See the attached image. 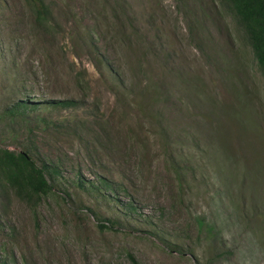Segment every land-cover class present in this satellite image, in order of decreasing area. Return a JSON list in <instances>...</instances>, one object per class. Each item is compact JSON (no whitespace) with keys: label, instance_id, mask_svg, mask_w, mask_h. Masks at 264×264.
I'll return each instance as SVG.
<instances>
[{"label":"rangeland","instance_id":"obj_1","mask_svg":"<svg viewBox=\"0 0 264 264\" xmlns=\"http://www.w3.org/2000/svg\"><path fill=\"white\" fill-rule=\"evenodd\" d=\"M46 4L42 26L0 0V149L51 187L36 208L0 189V263L264 264V78L234 19L218 0Z\"/></svg>","mask_w":264,"mask_h":264},{"label":"trees","instance_id":"obj_2","mask_svg":"<svg viewBox=\"0 0 264 264\" xmlns=\"http://www.w3.org/2000/svg\"><path fill=\"white\" fill-rule=\"evenodd\" d=\"M23 1L30 8L36 23L48 26L52 22V10L51 6L46 4L47 0ZM218 2L234 19L252 52L260 75L264 78V0H218ZM60 105L68 107L72 104L62 102ZM25 106L24 103H17L8 114L12 115L17 109L24 110ZM48 169L47 165L39 168L27 152L15 154L10 150L0 149V189L9 190L21 203L30 208H36L51 191L45 177V171ZM234 202L232 207L239 212V207ZM99 228L106 229L103 225ZM132 262L136 264L134 260Z\"/></svg>","mask_w":264,"mask_h":264}]
</instances>
